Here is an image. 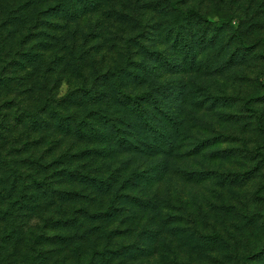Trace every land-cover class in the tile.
<instances>
[{
	"label": "rangeland",
	"instance_id": "374dc122",
	"mask_svg": "<svg viewBox=\"0 0 264 264\" xmlns=\"http://www.w3.org/2000/svg\"><path fill=\"white\" fill-rule=\"evenodd\" d=\"M12 1L0 0L3 5ZM53 1H42V8ZM98 1V10L85 15H90L88 26L84 27L88 20L82 17L81 27L92 33L89 44L96 45L99 59L102 56L108 65L129 61L130 71L143 74V78L130 76L127 89L148 93L145 99L151 95L148 102L159 106L158 126L171 131L173 147L132 148L125 142L132 140V130L124 123L120 127L128 131L120 142L125 147L99 148L96 154L81 137H66L50 128L48 140L39 145H23L26 130L6 133L8 139L0 141V193L7 197L11 191L18 199L25 188L26 196L41 195L32 182L35 177L54 188L55 198H46L39 212H30V208L40 201H25L21 210L18 200L10 201L14 205L10 214L0 215V264H40L39 259L25 261L32 253L37 257L33 250L41 248L53 250V261H58L54 264H64L63 251L69 264L86 261L88 243H83L81 256L71 253L64 237L72 228H64L59 220L46 227L50 237L32 239L44 227L41 211L56 216L82 203L92 209L104 197L92 194L88 201L69 200L71 185L61 162L50 164L55 158L63 161L61 155L83 150H87L81 153L84 157H75L74 162L94 174L126 177L118 189L115 217L109 226L116 230L110 247L124 246L118 257L109 258V264H264V0ZM172 3L183 10L194 9L206 19L200 23L198 18L186 17L189 24L184 21V32L191 31L186 41L175 29L183 17L172 9ZM115 10L132 20L116 19ZM51 21L55 25L43 27L44 61L50 63L45 86L58 99H67L78 82L67 47L77 26L72 21ZM66 23L72 26L70 32ZM236 36L251 47L240 48ZM29 86L31 81L22 78L9 90L28 98L33 107L41 91L35 85L37 92L33 93ZM80 99L73 97L67 108L72 105L82 116L84 107L77 105ZM108 105L111 111L120 110V122L133 120L128 108L112 100ZM46 161L48 169L38 166ZM7 204L0 203V208H8ZM101 229L108 230L106 226ZM100 235L98 230V247L104 242ZM246 255L250 257L243 260Z\"/></svg>",
	"mask_w": 264,
	"mask_h": 264
},
{
	"label": "trees",
	"instance_id": "16d2710c",
	"mask_svg": "<svg viewBox=\"0 0 264 264\" xmlns=\"http://www.w3.org/2000/svg\"><path fill=\"white\" fill-rule=\"evenodd\" d=\"M5 1V0H4ZM42 1L45 0H13L7 5H3L0 2V141L4 142L8 139L9 135H16L17 132L23 134L26 130V140L23 145H39L40 143L48 140L47 128L62 132L66 137L69 135L77 136L87 143L92 145L91 151L96 154L101 148H111L115 145L118 147L124 146L120 140L124 139L123 136L127 135L128 130L121 128L124 125L132 130L129 135L132 140L127 141L132 148L138 147L142 149L144 146L146 149H156L173 147L171 141V131L163 126H158V112L159 106L148 102L150 97L145 99V95L148 93L134 94L127 89V80L130 76L136 75V77H142L143 74L137 73L136 70H129L127 63L129 61L112 62L110 65L106 63L102 56L98 57L97 47L94 44H89L87 39L92 33L89 30L82 28V17L89 14V12H95L100 7L98 0H54L53 2H46L42 8ZM177 1V0H176ZM172 9H176L179 17H183L182 21H179L175 25V29L180 38L186 41L185 36L190 38L191 31H185L186 17L198 18L201 23L205 21V17L194 9L183 10L174 3L171 4ZM103 16V13H101ZM46 16L49 19L44 21L43 17ZM114 17L126 23L132 20L129 15L123 13L122 10H115ZM52 18L58 19L59 22H75L76 29H74L72 42L67 45L68 52L70 54L69 64L73 65L74 73H72L75 79L78 81L73 84V87L68 91V98L58 99L54 94H51V88L45 86V77L48 69L49 60L44 61V43H43V27L46 25H55ZM85 26H88L90 22V15L85 16ZM227 21V20H226ZM187 22V26L189 21ZM228 22V21H227ZM74 24V25H75ZM21 26L20 28H18ZM69 25L66 23V27ZM63 27V28H66ZM69 26V32L71 29ZM7 31L8 34H5ZM188 32V33H187ZM100 35V34H99ZM239 42V47L249 48L250 44H247L242 38L235 37ZM10 42H7V40ZM140 64V62H135ZM45 65L47 66L45 68ZM141 66V64H140ZM31 69V70H29ZM88 69H91L89 73ZM46 70V73H45ZM12 73V75H11ZM13 73H21V75ZM70 73V72H69ZM71 74V73H70ZM71 74V75H72ZM25 78L26 81H31L32 92H37L34 87L37 85L41 92H37L38 99H35V106H31L28 103V98H21L17 92L13 93L9 90L10 85L13 86L18 79ZM143 78V77H142ZM30 88V89H31ZM38 90V91H39ZM11 92V93H10ZM67 95V94H66ZM82 96L83 101L79 98ZM75 97L81 101L78 103L84 107L83 113L74 110L71 105V109L67 108L69 103H73L70 100ZM109 100H112L115 104H119L122 107L128 108L132 113L133 120L122 121L117 113L120 110L111 111L109 107ZM147 101V102H145ZM32 103L33 101H29ZM117 114V115H116ZM168 119V118H167ZM107 125L106 127L100 126V123ZM120 123H124L121 124ZM168 123H174L168 120ZM35 132L36 137L32 138L31 134ZM110 133V136L107 135ZM8 142H5L7 144ZM94 143H99L96 146ZM3 148V146H1ZM0 147V155H1ZM125 147V146H124ZM100 148V149H99ZM87 150L79 151L77 154L69 153V155H61L60 159H53L50 164L54 165L56 161L61 162L62 171L67 177V182L71 185L69 190L68 199L82 198L86 201L91 200L92 194H100L104 196L100 198L97 204L91 209L87 204H80L79 206H72L69 212L60 213L59 215H53L54 212L46 213L41 211L42 220L44 221V227L41 232H34L32 239H43L47 237L48 224L59 220L64 224V228H72V233L65 236L67 239V246L70 247V252L78 256H81L83 251V243H88L90 251L85 262H77V264H109L110 259H115L119 256V250H122V245L110 247L112 239L115 238L116 230L112 225V221L115 217L113 212L116 209L114 204L115 198L119 196V188L122 184V180L126 179L117 178L113 179L103 174H94L92 170L89 171L81 162H74L75 157L83 158ZM79 155V156H74ZM67 157V161H65ZM37 158V157H29ZM40 158V156H39ZM38 166L43 169L49 168V161L45 164L40 163ZM131 177V176H130ZM32 182L35 183L36 188L41 191L40 194H27L25 195L24 189L21 191L22 198L15 199L9 192V198L4 197L0 193L2 198L0 203H7L2 209L0 208V215H9L14 205L11 206L10 201H19V210L25 205V201H33L37 204L40 201V205L30 208V212L38 211L41 205H46V198L52 200L55 198L54 188L51 185H45L44 181H38L35 177L32 178ZM131 179H133L131 177ZM124 185V183H123ZM23 188V186H22ZM50 189L48 193L44 194L47 189ZM81 191H86L88 195ZM36 195V196H35ZM40 195V198L39 196ZM90 196V197H89ZM28 197V198H27ZM42 200V203H41ZM12 203V202H11ZM16 205L17 202H15ZM104 205V206H102ZM11 206V207H10ZM55 214V213H54ZM58 214V211H57ZM96 221H103L106 223L97 225ZM107 227L108 230L101 229V227ZM109 227V228H108ZM100 230L101 235L104 238L102 245L98 247L95 236L96 232ZM118 233V232H117ZM213 235V234H212ZM95 236V237H94ZM46 242H41V245ZM106 244V245H105ZM64 250V249H60ZM57 251V250H56ZM55 251V252H56ZM38 255L34 256V253L30 254L25 262L31 259H39L40 264H54L58 262L57 259L53 261V250L48 251L45 248L33 250ZM51 255L49 257V254ZM260 250L254 252L255 254ZM253 253V254H254ZM64 264H69L66 254L63 251ZM90 257V262L88 258ZM250 255H246L243 260L249 258ZM66 260V261H65ZM38 262V261H37ZM246 261H244L245 264Z\"/></svg>",
	"mask_w": 264,
	"mask_h": 264
}]
</instances>
